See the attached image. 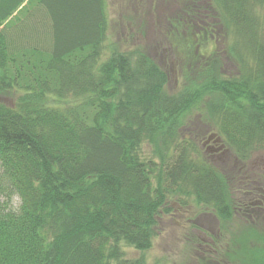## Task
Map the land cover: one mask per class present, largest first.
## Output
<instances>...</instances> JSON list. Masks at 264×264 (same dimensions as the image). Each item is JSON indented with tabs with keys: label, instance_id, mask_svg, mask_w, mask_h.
<instances>
[{
	"label": "trees",
	"instance_id": "obj_1",
	"mask_svg": "<svg viewBox=\"0 0 264 264\" xmlns=\"http://www.w3.org/2000/svg\"><path fill=\"white\" fill-rule=\"evenodd\" d=\"M196 1L153 46L120 49L107 0H0V264H130L120 243L150 247L168 194L209 208L217 243L234 215L259 216L264 164L251 156L264 154V0H205L206 21ZM204 33L210 55L192 38ZM164 40L189 50L175 92L165 48L152 52ZM63 99L74 101L48 103ZM204 130L233 164L206 155ZM155 134L160 160L144 159L139 147ZM248 165L258 178L241 183ZM252 224L228 240L235 264H264V228Z\"/></svg>",
	"mask_w": 264,
	"mask_h": 264
},
{
	"label": "rangeland",
	"instance_id": "obj_2",
	"mask_svg": "<svg viewBox=\"0 0 264 264\" xmlns=\"http://www.w3.org/2000/svg\"><path fill=\"white\" fill-rule=\"evenodd\" d=\"M107 2L110 18V41L111 44L120 49L132 48L136 44L153 46L154 40L160 38V34L163 35L165 29L175 30L180 26V21L174 16L180 13L182 6H187L186 4H189V2L192 4V0H107ZM198 5H200L198 11L201 12L200 16L204 20L205 0H197L196 6ZM207 20L211 19L207 18ZM204 21L203 23L200 22L203 26H205ZM207 27H211L210 23ZM192 38L199 49L207 52L203 53L204 55L211 54L210 52L214 48V40L209 34L204 33L201 36ZM226 40L227 38H224L223 42ZM183 46L179 49V53L175 48L168 51V44L164 40L162 43H158V49L152 50L153 53L157 54V51L161 50L160 47L165 48H162L161 51L164 55V63L171 72L170 81L166 85V89L170 92L177 91L185 83L183 70L187 65L184 61L189 50ZM15 98L16 96L12 95V99ZM10 99L6 100L9 101ZM73 101V99L49 100L48 103L63 106ZM204 127L200 126L199 128L202 130ZM201 130H199V134L203 133ZM158 137V134H155L152 139L140 145L139 154L142 158L149 159L152 157L158 161L160 160L162 150ZM201 142L202 147L206 150V155L209 153L211 158L214 159V154L219 151L220 159L228 160V164H233L231 158L228 159V155L222 150L225 145L221 146V142L217 141L211 132L204 130ZM262 160H264L263 153L255 152L251 156V163L254 167L258 163L263 164ZM252 166L248 165L247 169L235 173L242 180L241 183L249 184L255 178H258L252 172L254 168ZM236 185L238 186V184ZM256 197L257 200L254 201L253 205L258 207L256 212L261 209V212L258 213L259 216L257 218L255 216L256 221L252 217H246L248 216L246 212L245 214L240 212V214L234 215L232 219L222 225L223 239L218 240V243H214L209 239L211 236L215 237L219 229L221 231L222 223L212 211L199 204L193 196H183L176 193L168 194L164 200L165 205L160 209V216L155 228L156 232L150 247L145 250H138L130 244L121 242L120 249L124 258L130 261V264H235L226 256L227 250L230 249L228 247L229 238L238 235L246 223L258 225L259 229L264 228V221H262L264 217V196L258 194ZM3 199L4 196L0 193V202ZM18 202L19 200L14 196L10 205L15 207ZM165 208H167V211H165ZM251 214L253 215L250 216H254L256 213L252 212ZM236 249L240 251L234 255L240 258L243 243L239 245V249L236 246ZM236 262L241 263L238 259Z\"/></svg>",
	"mask_w": 264,
	"mask_h": 264
}]
</instances>
